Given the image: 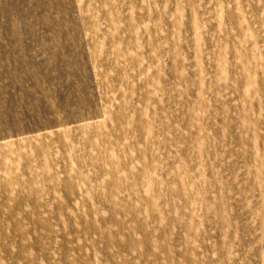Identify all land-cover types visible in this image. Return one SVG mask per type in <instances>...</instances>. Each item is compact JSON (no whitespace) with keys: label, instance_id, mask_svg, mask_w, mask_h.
Instances as JSON below:
<instances>
[{"label":"rangeland","instance_id":"1","mask_svg":"<svg viewBox=\"0 0 264 264\" xmlns=\"http://www.w3.org/2000/svg\"><path fill=\"white\" fill-rule=\"evenodd\" d=\"M0 264H264V0H0Z\"/></svg>","mask_w":264,"mask_h":264}]
</instances>
